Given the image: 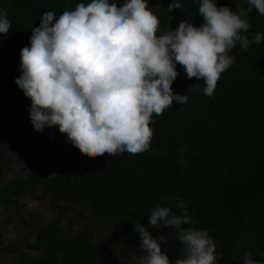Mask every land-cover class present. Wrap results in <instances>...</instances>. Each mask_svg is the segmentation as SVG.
Here are the masks:
<instances>
[{
  "label": "trees",
  "instance_id": "1",
  "mask_svg": "<svg viewBox=\"0 0 264 264\" xmlns=\"http://www.w3.org/2000/svg\"><path fill=\"white\" fill-rule=\"evenodd\" d=\"M155 1L163 10L157 14L160 32L175 29L185 18L196 26L203 22L198 0H179L183 9L173 12L167 9L172 0H148L149 7ZM80 2L0 0L11 22L10 31L0 34V139L38 138L29 119L30 99L23 92L16 96L20 49L29 44L43 12L58 16ZM216 2L233 10L247 7L244 0ZM247 19L250 27L244 35H264V15L253 8ZM229 54L234 62L211 97L204 95L202 79L186 78L177 64L171 87L185 94L187 102H173L172 108L153 115V136L143 153L82 154L66 134L57 133L58 145L47 159L39 158L35 169L0 185V207L18 206L25 196L37 194L53 218L38 227L23 247L28 251L18 249L16 242L0 251L13 264H133V258L146 255L134 225L147 228V217L158 204L176 211L180 198L192 226L212 236L220 256L216 264H242L245 252L264 264V39L247 50L237 44ZM7 159L0 148V170ZM148 230L166 237L158 242L170 261L183 255L171 226Z\"/></svg>",
  "mask_w": 264,
  "mask_h": 264
},
{
  "label": "clouds",
  "instance_id": "2",
  "mask_svg": "<svg viewBox=\"0 0 264 264\" xmlns=\"http://www.w3.org/2000/svg\"><path fill=\"white\" fill-rule=\"evenodd\" d=\"M194 3L197 0H193ZM247 7L217 5L198 0L196 26L187 18L175 29L160 32V20L148 0H81L58 16L43 12L31 29L29 44L20 49V75L14 82L30 99L29 119L35 131L56 126L82 154L108 156L143 153L153 136V115L183 105L185 94L171 87L177 64L186 78L203 80L204 95L211 97L220 76L234 62L235 45L247 50L264 35L249 29L248 13L264 15V0H244ZM182 8L179 0L167 4L169 12ZM7 8H0V34L10 31ZM159 33V34H158ZM175 209L158 204L147 217V228L134 225L143 264H216L220 258L207 229L193 225L185 202ZM184 225H189L185 227ZM171 226L184 246L182 256L170 261L148 228ZM160 241V242H158ZM242 264H257L250 252Z\"/></svg>",
  "mask_w": 264,
  "mask_h": 264
},
{
  "label": "rangeland",
  "instance_id": "3",
  "mask_svg": "<svg viewBox=\"0 0 264 264\" xmlns=\"http://www.w3.org/2000/svg\"><path fill=\"white\" fill-rule=\"evenodd\" d=\"M150 9L155 14L163 13L158 1L153 2ZM21 93L20 89L16 96ZM57 133H60L58 128L52 126L44 128L34 142L28 136L19 141L11 136L0 139V148H4L8 154V159L0 170V185L35 169L39 158L47 159L49 150L58 145ZM62 150L66 151L67 148ZM18 204L10 208L0 207V248L17 243L18 249L28 251L23 247L33 239L42 223L53 218V214L37 194L25 196ZM131 261L133 264H143L142 259L133 258ZM13 262L14 259L10 255L0 251V264Z\"/></svg>",
  "mask_w": 264,
  "mask_h": 264
}]
</instances>
